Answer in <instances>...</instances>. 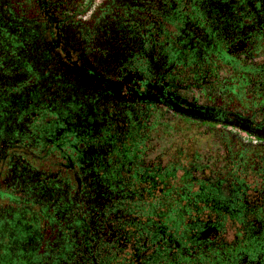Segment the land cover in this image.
<instances>
[{"label": "flooded vegetation", "instance_id": "af4514ba", "mask_svg": "<svg viewBox=\"0 0 264 264\" xmlns=\"http://www.w3.org/2000/svg\"><path fill=\"white\" fill-rule=\"evenodd\" d=\"M0 264H264V0H0Z\"/></svg>", "mask_w": 264, "mask_h": 264}]
</instances>
